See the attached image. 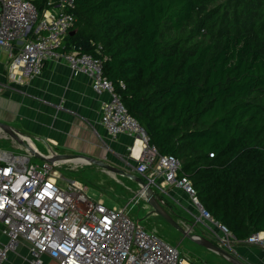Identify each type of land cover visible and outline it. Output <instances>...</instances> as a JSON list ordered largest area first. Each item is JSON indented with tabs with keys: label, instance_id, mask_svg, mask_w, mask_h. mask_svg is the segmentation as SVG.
I'll list each match as a JSON object with an SVG mask.
<instances>
[{
	"label": "trees",
	"instance_id": "1",
	"mask_svg": "<svg viewBox=\"0 0 264 264\" xmlns=\"http://www.w3.org/2000/svg\"><path fill=\"white\" fill-rule=\"evenodd\" d=\"M74 12L66 48L102 59L204 208L239 242L264 231V0H75Z\"/></svg>",
	"mask_w": 264,
	"mask_h": 264
},
{
	"label": "built area",
	"instance_id": "2",
	"mask_svg": "<svg viewBox=\"0 0 264 264\" xmlns=\"http://www.w3.org/2000/svg\"><path fill=\"white\" fill-rule=\"evenodd\" d=\"M48 4L40 12L33 0H0V47L8 53V75L15 78L20 72L37 77L48 62H63L74 71L87 73L94 92L109 95L100 107L101 126L111 138L121 134L133 138L128 171L156 193L182 190L190 199L193 219L215 225V242L236 250L239 241L200 203L191 180L179 174V160L159 153L129 114L114 84L104 75L102 59L81 53L73 45L66 48L65 40L77 20L75 0ZM137 141L140 147L135 155ZM34 150L44 155L36 146ZM32 156L35 154L0 149V264H16L12 254L25 264H45L46 258L58 264H191L177 246L131 216V204L145 201L140 183L125 203L109 206L102 196L90 195L81 182L61 181L55 168L75 159L38 165L31 162ZM245 242L264 250V231ZM22 248L27 255L22 254Z\"/></svg>",
	"mask_w": 264,
	"mask_h": 264
},
{
	"label": "crops",
	"instance_id": "3",
	"mask_svg": "<svg viewBox=\"0 0 264 264\" xmlns=\"http://www.w3.org/2000/svg\"><path fill=\"white\" fill-rule=\"evenodd\" d=\"M8 63V53L0 47L1 122L11 125L33 143L34 139L40 141L47 148V152L41 151L44 155H49L51 151L82 154L120 168H126L128 161H133L128 154L132 136L121 134L111 138L101 126L100 107L109 95H97L87 73L74 71L63 62H48L37 77H26L18 72L12 78L8 75ZM96 168L108 178L115 176L99 166ZM134 185L139 189V182L134 180ZM184 195L182 190L170 188L165 195L172 201V204L168 201L169 208L180 202L178 199H183ZM189 206L185 203L183 207L187 212L193 211ZM235 248H239L237 243ZM241 248L244 255H249L248 249L253 250L256 256L253 260L264 264V250L260 247ZM22 254L27 255V250L22 248ZM14 256L11 255V260L16 264H25L21 257L14 259ZM45 264L58 262L46 258Z\"/></svg>",
	"mask_w": 264,
	"mask_h": 264
},
{
	"label": "rangeland",
	"instance_id": "4",
	"mask_svg": "<svg viewBox=\"0 0 264 264\" xmlns=\"http://www.w3.org/2000/svg\"><path fill=\"white\" fill-rule=\"evenodd\" d=\"M34 141L36 147L40 151L47 152V148L44 147L40 141L36 139H34ZM0 149L12 151L15 153L28 154V151L26 149H24L22 146L20 147L19 145H17L16 141H14L10 136H8L7 134L5 135V133L1 131ZM31 162L41 165L43 164L44 160L40 157L32 156ZM55 170H57L63 178L61 179V181L68 179L81 182L84 186H86L87 192L90 195L95 194L96 197L102 196L109 206L125 203L126 200H128L129 197L134 196L135 192L138 190L137 186L134 185L133 179L121 175H118V177L113 176L111 179V183L108 186L102 185L103 183H105L106 179L109 180V178L108 176L103 174V172L98 170L96 166H94V164H78L67 162L55 168ZM127 187H129L130 190L127 189ZM167 198L169 199L170 204H172L170 197ZM181 199L182 198L178 199L180 200V202L178 201L177 204L173 202L174 206L170 208L169 203L165 200L166 203L164 204V206L180 225H182L184 228H187L190 223H193L194 219L190 212H187L188 210L183 206H185V203H188L191 206V203L187 195H184L183 199ZM131 205L132 207L130 213L134 219L140 220L148 230L155 231L157 235L166 242H170L171 244L177 246L178 250L181 253V256L186 258L191 264H231L229 261L218 255L217 253L195 243L191 239L182 235V233L176 230L160 215L152 213V208L147 204L146 201L141 199L139 203H132ZM202 231H204V233H202L201 235ZM191 233L203 236L213 241H217L214 236V233L218 234L215 225L213 226L210 224L198 222L191 229ZM237 244L239 245V248L237 250L234 249L230 252L245 264H257V262L253 260V258L256 259L254 251L248 249L247 251H249V255H244L241 254V250H243L241 247L246 246L248 248H258V245L251 242H237ZM13 258H17V255H15ZM17 264H20V262H18Z\"/></svg>",
	"mask_w": 264,
	"mask_h": 264
},
{
	"label": "water",
	"instance_id": "5",
	"mask_svg": "<svg viewBox=\"0 0 264 264\" xmlns=\"http://www.w3.org/2000/svg\"><path fill=\"white\" fill-rule=\"evenodd\" d=\"M75 32H76L75 30H72L70 34L72 35ZM0 131L10 136L14 141L19 143L28 152L35 154V156L42 158L44 161L52 162L54 160H69V159L82 158V159H85L86 163L99 166L113 175L125 176V177L131 178L139 182L141 186L145 189V201L152 208V213L160 215L164 220H166L169 224H171L176 230L182 233V235L191 239L195 243L217 253L218 255L222 256L227 261H229L231 264H245L239 258L234 256L229 250L217 244V242L211 239H207L200 235L192 234L191 229L193 226H195L198 223L197 221L194 220L191 227H187V228H184L182 225H180L174 219L172 214L166 210L164 206L165 204L164 197L154 192L141 177H139L136 174L131 173L130 171H128L127 168H120L105 160L96 159V158L82 155V154L56 153L54 151H51L52 155L44 156V155L37 153L34 150V148L30 145V143L21 137L20 135L21 133L17 129L12 127L11 125L0 121Z\"/></svg>",
	"mask_w": 264,
	"mask_h": 264
},
{
	"label": "bare ground",
	"instance_id": "6",
	"mask_svg": "<svg viewBox=\"0 0 264 264\" xmlns=\"http://www.w3.org/2000/svg\"><path fill=\"white\" fill-rule=\"evenodd\" d=\"M21 135V137L23 138V139H25L26 141H28L29 143H30V145L35 149V145H34V143L31 141V139H29L28 137H26L25 135H23V134H20ZM140 145V141H137V145H136V148H135V155H137L138 154V152H139V146ZM73 162L74 163H86L85 162V159H82V158H77V159H75V160H73Z\"/></svg>",
	"mask_w": 264,
	"mask_h": 264
}]
</instances>
